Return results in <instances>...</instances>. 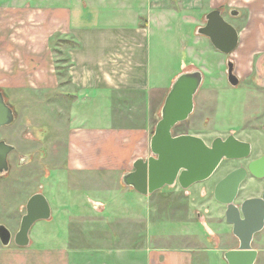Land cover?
<instances>
[{"label": "rangeland", "instance_id": "obj_1", "mask_svg": "<svg viewBox=\"0 0 264 264\" xmlns=\"http://www.w3.org/2000/svg\"><path fill=\"white\" fill-rule=\"evenodd\" d=\"M14 1L0 0V5H11ZM26 1V4L31 3ZM40 2L32 0V4ZM247 6V0H227L219 10L240 32L246 26ZM233 9L240 12L237 18L230 15ZM199 23L198 28L206 24L203 14ZM194 27L178 18L171 22L168 30L164 26L154 28L151 36L153 86L170 88L178 74V77L193 71L203 74L194 112L175 128L174 135L198 136L211 145L218 137L235 134L240 141L251 144V157L241 162H224L209 180L195 184L190 196L178 184L175 188L165 187L163 190L170 191L169 196L174 195L177 200L186 197L195 203L193 223L182 225V207L171 203L166 212L163 203L141 204L139 194L127 188L117 173L68 172L67 157L62 154L64 142L59 139L56 124V98L46 108L40 94L36 95V100H31L23 95L16 99L8 92V100L13 102L18 116L14 124L0 128V140L15 145L18 151L10 154L9 172L0 177V225H5L13 235L8 247L0 242V264H144L145 253L140 249L145 240L143 234L172 235L173 239L166 242L174 244L181 240L185 227L199 236L205 248L238 247L232 228L225 220V207L213 197L214 188L233 168L246 166L264 155V74L249 64L244 70L236 51L230 56L220 53ZM263 56L261 53L256 58L261 60ZM229 61L234 63V73L240 81L237 87L228 81ZM77 104L82 116L92 108L89 104ZM161 110L162 107L155 110L152 135ZM83 118L76 125H80ZM82 125L100 126L92 120L83 121ZM263 192L264 179L249 178L237 203L261 196ZM38 193L48 200L51 218L38 221L30 232V245L19 247L14 236L20 229L29 199ZM95 199L106 204L96 207ZM198 213L206 217V226L198 222ZM141 217L147 219V227ZM207 230H210L207 234L210 243L203 237ZM253 248L259 250L256 264H264V230L255 236ZM205 255L210 257V264H226L222 263L220 254Z\"/></svg>", "mask_w": 264, "mask_h": 264}, {"label": "crops", "instance_id": "obj_2", "mask_svg": "<svg viewBox=\"0 0 264 264\" xmlns=\"http://www.w3.org/2000/svg\"><path fill=\"white\" fill-rule=\"evenodd\" d=\"M30 1L0 5V88L8 99L9 93L31 100L40 94L46 108L55 97L57 130L64 142L68 172L117 173L123 183L138 159L150 157L155 110L163 107L172 87L152 84L154 28L168 30L178 18L198 28L202 14L206 19L227 0ZM247 1L248 17L236 53L244 70L250 65L264 74V56L256 58L264 55V0ZM77 103L92 108L82 116ZM82 118V122L92 120L100 126L76 125ZM192 187L185 190L187 196ZM163 189L148 196L137 192L140 203H163L165 211L168 204H178L182 225L193 223V199L177 200ZM94 202L96 207L106 204L101 199ZM141 219L147 227V219ZM197 219L206 226L205 216L198 213ZM185 228L174 244L166 242L172 235L143 234L144 264H210L207 253L220 254L227 264L224 254L233 249L205 248L199 236ZM209 231L203 237L210 243Z\"/></svg>", "mask_w": 264, "mask_h": 264}, {"label": "water", "instance_id": "obj_3", "mask_svg": "<svg viewBox=\"0 0 264 264\" xmlns=\"http://www.w3.org/2000/svg\"><path fill=\"white\" fill-rule=\"evenodd\" d=\"M233 17L240 12L231 10ZM198 34L207 37L213 47L224 55H232L240 45V32L228 23L221 10H213L206 16V24ZM235 65L228 62V81L233 87L240 84L234 73ZM203 83L200 71L181 74L172 85L161 110V118L151 138V153L147 159H138L134 170L123 177V183L141 195L148 196L165 187L178 184L186 190L195 184L209 180L224 160H246L251 157L250 143L231 135L226 140L218 137L211 145L194 135H174L175 128L187 121L195 109V96ZM15 122V113L0 92V128ZM13 147L0 142V177L9 172L8 156ZM264 179V155L251 161L247 168L232 171L214 189V198L226 207L225 219L232 226L234 237L239 241L237 249L224 254L227 264H255L258 251L253 248L254 237L264 229V193L261 197L245 200L241 205L236 199L241 184L248 175ZM51 207L41 194L32 196L26 205V214L14 236L19 247L30 245V232L41 220L51 218ZM13 239L11 231L0 225V242L8 247Z\"/></svg>", "mask_w": 264, "mask_h": 264}, {"label": "flooded vegetation", "instance_id": "obj_4", "mask_svg": "<svg viewBox=\"0 0 264 264\" xmlns=\"http://www.w3.org/2000/svg\"><path fill=\"white\" fill-rule=\"evenodd\" d=\"M0 92L4 95V98H5V101L7 102V104L13 109V111H14V113H15V121H16V119H17V116H18V113H17V111L15 110V108H14V106H12L13 104L8 100V94H7V92L5 91V90H3L2 88H0ZM15 123V122H14ZM13 123V124H14ZM11 126V125H10ZM231 135H233V136H235L236 138H237V136L235 135V134H230L229 136H227L226 138H222L223 140H226L227 138H229ZM221 138V137H220ZM238 139V138H237ZM239 140V139H238ZM6 142L8 145H10V146H12L14 149H13V151L10 153V154H12V153H14V152H17L18 151V149H17V147L15 146V145H12V144H10V143H8L5 139H1L0 140V142ZM252 152H253V148H252ZM10 154H9V156H10ZM252 155V154H251ZM9 156H8V163H9V167H10V162H9ZM262 157V156H261ZM20 159L22 160L23 159V157H20ZM258 159V158H257ZM246 160H248V159H246ZM254 160H256V159H254ZM241 161H244V160H224L223 162H222V164L224 163V162H241ZM253 161V160H252ZM251 162V161H250ZM249 162V163H250ZM249 163H247V165L246 166H239V167H236V168H233L231 171H229L224 177H222L218 182H217V184L220 182V181H222L228 174H230L232 171H234V170H236V169H239V168H241V167H244V168H247V166H248V164ZM221 164V165H222ZM221 165H220V167H221ZM219 167V168H220ZM218 171V170H217ZM216 171V172H217ZM249 178H253V179H255L256 180V178H254L253 176H251L250 174L248 175V177L245 179V181L241 184V186H240V189H239V192H238V196H237V199H238V197L240 196V194H241V191H242V189H243V185H244V183L249 179ZM216 184V185H217ZM216 187V186H215ZM215 189V188H214ZM264 193V192H263ZM263 193L261 194V196L263 195ZM261 196H258V197H261ZM250 198H256V197H249V198H246L245 200H247V199H250ZM237 199H236V204L237 205H241V204H238L237 203ZM225 207V206H224ZM225 213H226V207H225ZM226 220V219H225ZM233 231V230H232ZM233 233V232H232ZM257 235V234H256ZM255 235V236H256ZM254 240H255V237H254ZM239 242V241H238ZM238 247H239V245H238Z\"/></svg>", "mask_w": 264, "mask_h": 264}, {"label": "trees", "instance_id": "obj_5", "mask_svg": "<svg viewBox=\"0 0 264 264\" xmlns=\"http://www.w3.org/2000/svg\"><path fill=\"white\" fill-rule=\"evenodd\" d=\"M154 133V132H153Z\"/></svg>", "mask_w": 264, "mask_h": 264}]
</instances>
